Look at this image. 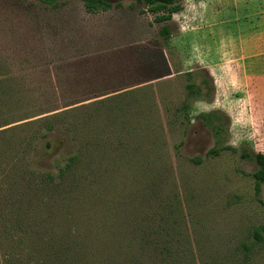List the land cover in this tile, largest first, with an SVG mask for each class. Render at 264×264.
Segmentation results:
<instances>
[{
	"label": "rangeland",
	"instance_id": "374dc122",
	"mask_svg": "<svg viewBox=\"0 0 264 264\" xmlns=\"http://www.w3.org/2000/svg\"><path fill=\"white\" fill-rule=\"evenodd\" d=\"M107 1L109 9L87 12L80 0H0V79L23 77L16 93L13 84L0 86V129L27 123L41 109L147 85L162 131L153 138L156 128L140 125L148 137L140 150L157 160L145 159L140 174L147 177L126 181L124 192L113 183L112 196L125 194L133 211L176 192L197 264H264V185L255 192L258 165L242 156L264 153V0H180L167 39L142 3ZM188 81L202 87L197 98L187 100ZM210 117L221 124L218 140L201 120ZM72 147L58 130L49 133L44 155L21 157L52 169ZM197 156L199 163L191 160Z\"/></svg>",
	"mask_w": 264,
	"mask_h": 264
},
{
	"label": "trees",
	"instance_id": "16d2710c",
	"mask_svg": "<svg viewBox=\"0 0 264 264\" xmlns=\"http://www.w3.org/2000/svg\"><path fill=\"white\" fill-rule=\"evenodd\" d=\"M40 1L56 6L59 0ZM80 1L87 12L112 6L107 0ZM136 1L154 15L155 23H163L159 34L167 39L171 32L167 22L182 9L180 0ZM2 75L6 76L0 79L1 87L9 83L14 93L22 90L21 75ZM187 76L191 80L193 73ZM203 82L208 83L207 79ZM185 88L187 100L202 92L194 81H188ZM105 95L41 109L36 116L42 115L27 123L0 129V157L13 154L7 163H0V264H197L180 226L176 192L131 211L133 200L126 202L125 194L115 199L110 190L116 182L124 192L126 181L132 184L136 177H147L140 174V165L152 159L141 153L148 137L140 134V125L156 128L153 138L162 131L152 88L141 85ZM182 109L183 117L189 119L185 106ZM201 120L218 140L221 124L217 118ZM58 130L73 147L56 158L52 169L38 168L34 158L30 162L21 157L22 151L25 156L44 155L49 133ZM154 141L149 140L151 145ZM218 152L215 148L208 151ZM242 156L258 165L252 174L258 193L264 185V153L244 152ZM191 160L199 163L201 157ZM163 173L164 183L170 184V177Z\"/></svg>",
	"mask_w": 264,
	"mask_h": 264
}]
</instances>
